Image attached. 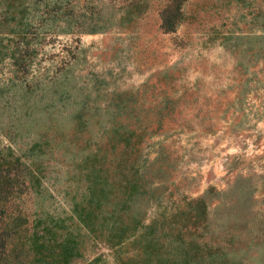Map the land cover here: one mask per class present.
I'll list each match as a JSON object with an SVG mask.
<instances>
[{
    "label": "rangeland",
    "instance_id": "obj_1",
    "mask_svg": "<svg viewBox=\"0 0 264 264\" xmlns=\"http://www.w3.org/2000/svg\"><path fill=\"white\" fill-rule=\"evenodd\" d=\"M68 1L44 25L39 8L18 46L1 32L0 148L43 166L42 195L22 193L7 208L69 216L84 185L78 163L104 130L148 125L154 195L144 222L203 199L207 227L196 240L219 250L213 260L264 264V0H184L171 32L161 28L167 0L129 19L120 17L131 0ZM92 22L102 27L91 33ZM120 98L128 108L117 116ZM80 109L87 122L77 135ZM36 142L46 145L33 156ZM72 221L81 254L73 264L132 254L131 244L112 247Z\"/></svg>",
    "mask_w": 264,
    "mask_h": 264
},
{
    "label": "trees",
    "instance_id": "obj_2",
    "mask_svg": "<svg viewBox=\"0 0 264 264\" xmlns=\"http://www.w3.org/2000/svg\"><path fill=\"white\" fill-rule=\"evenodd\" d=\"M183 3L184 0L166 1L160 14L163 31L176 29L183 15ZM71 4L73 2L68 0L65 4L60 0H0V48H6L2 46V31L14 35L16 46L27 39L35 27L31 19L39 8L42 7L40 25H44L43 21L56 19L60 7L68 8ZM128 6L130 9L120 18L142 14L149 6V0H131ZM73 20L71 15L64 21L70 24ZM101 27L92 22L88 31L96 32ZM15 53L13 50L9 57L15 59ZM118 105L117 116L120 110L128 108L122 98ZM84 115L81 109L75 115L77 135L86 125ZM134 125L137 124L116 123L106 128L105 141L95 142L80 159L78 166L84 176V185L78 196L72 198L70 215L64 217L40 212L30 219L17 206L7 208V204H12L22 193L42 195L43 166L23 161L11 148L6 152L0 148V264H73L81 254L79 234L68 223L70 220L89 234L103 237L112 247L131 244L132 254L125 258L119 255L115 264H200L204 258H210L209 264H227L226 255L222 258L223 263L216 262L213 259L219 250L213 252L212 246L206 247V243L196 240L199 231L207 227L208 206L203 199L197 200L196 208L172 215L161 212L150 222H144L147 205L154 195L152 180L147 175L150 161L142 147L148 125ZM45 145L34 143L29 154H43ZM86 264L104 262L94 258Z\"/></svg>",
    "mask_w": 264,
    "mask_h": 264
}]
</instances>
